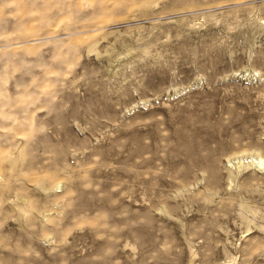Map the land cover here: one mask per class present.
<instances>
[{"label": "rangeland", "instance_id": "obj_1", "mask_svg": "<svg viewBox=\"0 0 264 264\" xmlns=\"http://www.w3.org/2000/svg\"><path fill=\"white\" fill-rule=\"evenodd\" d=\"M264 0H0V264H264Z\"/></svg>", "mask_w": 264, "mask_h": 264}, {"label": "bare ground", "instance_id": "obj_2", "mask_svg": "<svg viewBox=\"0 0 264 264\" xmlns=\"http://www.w3.org/2000/svg\"><path fill=\"white\" fill-rule=\"evenodd\" d=\"M254 165H257L259 169H264V157H259L258 160L254 162Z\"/></svg>", "mask_w": 264, "mask_h": 264}]
</instances>
